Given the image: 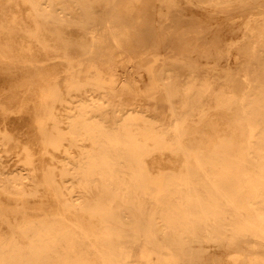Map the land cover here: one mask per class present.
<instances>
[{"label":"bare ground","instance_id":"bare-ground-1","mask_svg":"<svg viewBox=\"0 0 264 264\" xmlns=\"http://www.w3.org/2000/svg\"><path fill=\"white\" fill-rule=\"evenodd\" d=\"M258 4L0 0V264H264Z\"/></svg>","mask_w":264,"mask_h":264},{"label":"rangeland","instance_id":"rangeland-1","mask_svg":"<svg viewBox=\"0 0 264 264\" xmlns=\"http://www.w3.org/2000/svg\"><path fill=\"white\" fill-rule=\"evenodd\" d=\"M114 3L116 4H121L122 2H125V1H128V0H112ZM257 8L259 9H262L261 11H258V12H251V14H246V15H252L253 17H258V16H264V4H258L256 6ZM251 7L247 6V5H239V6H235L233 11L235 12H238L240 13L243 9H250ZM148 57L150 56H144L140 59L137 60V63L132 66L131 69L127 70L128 73H124L122 74V72L120 71H117L116 72V77L120 80V79H123V78H127L129 76V73H133V71H140L141 74H143L146 78H149L151 79V76H149V74L147 73V70L146 68H142L141 65L148 60ZM226 61V60H225ZM218 62L216 63V67H218L219 70H222L227 61L226 62ZM89 66V61L88 60H85V59H81L79 61V69L82 71L80 72L79 74V79L80 80H83L86 78V75H85V71L87 70ZM153 80V78H152ZM156 83L153 81L152 83H149L147 85L144 86V90H146L148 92V94H153L154 92H156ZM212 103L211 99H204V105H210ZM197 118V115L194 114L193 116H191L189 119L190 120H195ZM145 204H148V201H145L144 202ZM246 241L250 244V245H254V246H257L259 249H264V243L263 242H259L257 241L256 239L254 238H251V237H247L246 238ZM141 253H142V242H136L134 243L130 248H128L127 250H124L123 252V255H122V258L123 259H120L119 260V264H123L125 259L126 258V261L127 260H132V261H137L139 259V257L141 256ZM200 264V263H199Z\"/></svg>","mask_w":264,"mask_h":264}]
</instances>
